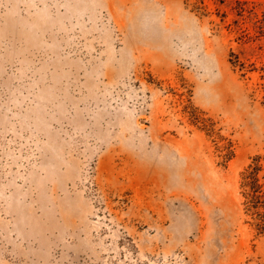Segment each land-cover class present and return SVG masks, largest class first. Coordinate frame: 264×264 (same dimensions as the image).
<instances>
[{"label":"rangeland","instance_id":"1","mask_svg":"<svg viewBox=\"0 0 264 264\" xmlns=\"http://www.w3.org/2000/svg\"><path fill=\"white\" fill-rule=\"evenodd\" d=\"M263 151L264 0H0V264H264Z\"/></svg>","mask_w":264,"mask_h":264},{"label":"trees","instance_id":"2","mask_svg":"<svg viewBox=\"0 0 264 264\" xmlns=\"http://www.w3.org/2000/svg\"><path fill=\"white\" fill-rule=\"evenodd\" d=\"M225 161L235 156L230 144L219 147ZM241 193L246 222L264 234V151L252 156L250 163L241 172Z\"/></svg>","mask_w":264,"mask_h":264}]
</instances>
